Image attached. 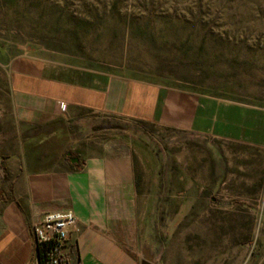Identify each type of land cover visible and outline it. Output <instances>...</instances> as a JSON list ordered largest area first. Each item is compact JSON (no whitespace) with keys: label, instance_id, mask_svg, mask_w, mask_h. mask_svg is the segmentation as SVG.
<instances>
[{"label":"rangeland","instance_id":"rangeland-1","mask_svg":"<svg viewBox=\"0 0 264 264\" xmlns=\"http://www.w3.org/2000/svg\"><path fill=\"white\" fill-rule=\"evenodd\" d=\"M47 63L264 111V0H0V130L12 128L13 71ZM92 123L67 141L70 156H129L138 194L190 212L173 231L165 215L158 227L148 220L151 264L161 248L174 264H264V147Z\"/></svg>","mask_w":264,"mask_h":264},{"label":"crops","instance_id":"crops-1","mask_svg":"<svg viewBox=\"0 0 264 264\" xmlns=\"http://www.w3.org/2000/svg\"><path fill=\"white\" fill-rule=\"evenodd\" d=\"M9 95L12 128L0 130V264H38L32 210L75 218L67 229L68 264H139L142 249L150 250L144 245L149 219L158 227L165 215L173 231V219L189 218V211L165 212L158 197L137 193L129 156L81 161L69 155L67 141L94 125L93 119L141 122L264 147L260 109L95 71L51 63L15 69ZM138 183L148 186V180ZM161 251L162 264H174L173 250Z\"/></svg>","mask_w":264,"mask_h":264},{"label":"built area","instance_id":"built-area-1","mask_svg":"<svg viewBox=\"0 0 264 264\" xmlns=\"http://www.w3.org/2000/svg\"><path fill=\"white\" fill-rule=\"evenodd\" d=\"M35 218L33 234L35 244H43L48 247V264H68L64 253L68 239V227L72 225L75 218L69 213L57 211L40 212L32 210Z\"/></svg>","mask_w":264,"mask_h":264},{"label":"water","instance_id":"water-1","mask_svg":"<svg viewBox=\"0 0 264 264\" xmlns=\"http://www.w3.org/2000/svg\"><path fill=\"white\" fill-rule=\"evenodd\" d=\"M95 130H101V129H111V130H115V129H120V127L118 126H106V127H95ZM71 162L75 163L77 162L76 158H71ZM153 255L150 252V250L148 248H143L142 252H141V259L139 261V264H151Z\"/></svg>","mask_w":264,"mask_h":264},{"label":"trees","instance_id":"trees-1","mask_svg":"<svg viewBox=\"0 0 264 264\" xmlns=\"http://www.w3.org/2000/svg\"><path fill=\"white\" fill-rule=\"evenodd\" d=\"M47 251L48 247L46 245L35 244V253L38 264H48L47 262Z\"/></svg>","mask_w":264,"mask_h":264}]
</instances>
